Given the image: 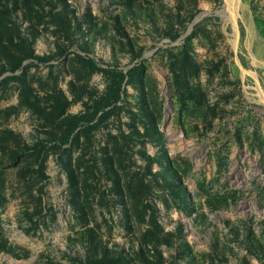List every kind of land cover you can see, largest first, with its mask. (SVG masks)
<instances>
[{
	"label": "rangeland",
	"instance_id": "rangeland-1",
	"mask_svg": "<svg viewBox=\"0 0 264 264\" xmlns=\"http://www.w3.org/2000/svg\"><path fill=\"white\" fill-rule=\"evenodd\" d=\"M230 2L0 0V264H264V0Z\"/></svg>",
	"mask_w": 264,
	"mask_h": 264
},
{
	"label": "bare ground",
	"instance_id": "bare-ground-1",
	"mask_svg": "<svg viewBox=\"0 0 264 264\" xmlns=\"http://www.w3.org/2000/svg\"><path fill=\"white\" fill-rule=\"evenodd\" d=\"M230 3H231V6H232V8H233V11H234V13H235V12H236V10H235V5H236V4H235V0H231ZM236 7H239V6H236ZM236 13H237V12H236ZM236 13H235V14H236Z\"/></svg>",
	"mask_w": 264,
	"mask_h": 264
},
{
	"label": "trees",
	"instance_id": "trees-1",
	"mask_svg": "<svg viewBox=\"0 0 264 264\" xmlns=\"http://www.w3.org/2000/svg\"><path fill=\"white\" fill-rule=\"evenodd\" d=\"M132 72V71H131ZM130 73V72H129ZM122 78H124V76H122Z\"/></svg>",
	"mask_w": 264,
	"mask_h": 264
}]
</instances>
